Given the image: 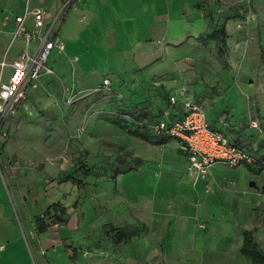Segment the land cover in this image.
<instances>
[{
	"label": "rangeland",
	"instance_id": "obj_1",
	"mask_svg": "<svg viewBox=\"0 0 264 264\" xmlns=\"http://www.w3.org/2000/svg\"><path fill=\"white\" fill-rule=\"evenodd\" d=\"M118 2L92 0L77 11L70 0L61 26L68 47L48 61L61 74L55 90L20 125L13 116L3 125L0 264H210L211 257L252 264L241 249L246 229L264 249V169L217 164L207 194L206 181L191 174L202 205L192 200L181 155L140 145L114 120L130 121L124 113L139 103L164 116L177 92L201 102L213 128L264 159V133L250 125L255 117L264 125V0ZM234 12L229 32L246 26L249 35L241 49L239 38L221 52L212 34ZM166 40H181V62L161 52L150 60L146 50L159 51ZM106 78L110 86L98 90ZM186 190L182 207L173 196ZM177 218L186 219L183 228ZM229 245L235 252L225 253Z\"/></svg>",
	"mask_w": 264,
	"mask_h": 264
},
{
	"label": "built area",
	"instance_id": "obj_2",
	"mask_svg": "<svg viewBox=\"0 0 264 264\" xmlns=\"http://www.w3.org/2000/svg\"><path fill=\"white\" fill-rule=\"evenodd\" d=\"M69 6L70 1L66 2L49 22V10L46 6L27 8L23 14L7 17L8 20L13 17L16 22L12 43L23 37L25 48L17 57L11 60L5 57L0 61V135H7L3 131V125L9 117L18 113L28 98L29 90L39 86V80L44 74L56 73L48 61L55 49L59 53L66 51V42L60 33ZM30 18L33 19V26L29 28L26 23ZM34 42L36 49L32 50ZM6 69H9L7 75ZM110 84L111 80L106 78L98 90L107 88ZM171 102L176 104L177 96H172ZM184 107L186 113L181 119L170 122L162 118L147 127L155 134H168L184 141L183 149L189 160L188 170L197 180L206 178L216 164L236 167L247 163L264 169V159L255 157L245 147L230 140L222 130L211 126L207 110L202 103L187 98L184 100ZM250 125L264 133L259 118H252ZM201 226L205 227V224L201 223Z\"/></svg>",
	"mask_w": 264,
	"mask_h": 264
},
{
	"label": "crops",
	"instance_id": "obj_3",
	"mask_svg": "<svg viewBox=\"0 0 264 264\" xmlns=\"http://www.w3.org/2000/svg\"><path fill=\"white\" fill-rule=\"evenodd\" d=\"M68 1H70V0H0V61L3 60L5 57H7L8 60H11V59L17 57L18 54L25 48V42H24L23 37H19L18 39H16V41L14 43H12L13 31L16 27V22H15V19L13 17L10 20H8L7 17L23 14L27 8H34L37 6H46L47 9L49 10V13L47 15V21L49 22L52 19L53 15L56 14L59 11V9ZM101 1H102L103 5L108 6V4H107L108 0H101ZM71 2L74 4L76 10L78 11V10H85L84 7L86 6V4H88L89 5L88 7H90L89 3L90 2L92 3V0H71ZM116 2L120 3V0H116ZM88 10L91 13L95 12V11L91 10L90 8ZM238 15H239V13H238ZM231 20H235V12L232 13V15H230L228 20H226L225 22L223 21L221 23V26L219 25L220 27H226V29L228 31L227 47H228V45L229 46L231 45V43H230L231 40H232V44H235V41L239 40V38L242 40V38L245 39L249 35L246 28H245L246 26L243 29H234L233 32H229V22ZM26 26L29 28L32 27L33 26V19H31V18L28 19ZM62 32H63V30H62ZM61 37L63 38L62 34H61ZM179 38L180 37H173V39H179ZM180 41L181 40H178V41L176 40L175 42H173V41L171 42V41L166 40V44L164 45V48H160L159 51L158 50L155 51L153 49H152V51L146 50L148 52L150 51L149 52L150 56H151L150 60L152 62L157 61L159 58L155 59L153 56L155 54L157 55L158 52H161L163 55V58L165 57L164 59H170L171 60V58H172L175 61V63L181 62L183 60L182 58H176L175 57V55H177L175 53V50H176V48H178V46H179L178 42H180ZM11 43H12V45H11ZM245 44H246V42L242 40L238 44L237 48L240 46L239 49H241L242 46H245ZM180 45H181V42H180ZM67 47L68 46L66 44V48ZM35 49H36V43L34 42V43H32V50H35ZM55 50H57V49H55ZM56 52H58V51H56ZM57 54H61V53L58 52ZM164 59H162V57L160 58V60H164ZM79 60H80L79 57H75V59H73V61H72V65L74 66V68H73L74 73L73 74H75V64ZM62 63H63L62 66L59 67L61 70H63V68L65 67V63L64 62H62ZM154 66L155 65H152L151 67L154 68ZM51 67H53L55 69V71H57V75L44 74L39 80V86L37 88H31L29 90L28 97L30 95H32L33 101H31V100L28 102L25 101V103L20 108L21 111L19 110L21 113L19 112L17 116L16 115L13 116L12 120H13L14 125L15 124L20 125L22 120H24V121L26 120V118L29 114L27 111H33L34 112L36 110L37 106L39 105V104H36V102L41 101V97L46 92V90L49 89L51 92H53L55 90V87L57 84V77L56 76H58L60 73H59V70L57 67H54V66H51ZM165 71L166 70L162 71L163 74L160 73V74H156L155 76H152V78H160L161 76L166 74ZM0 74H1V68H0ZM60 77H62V76H60ZM173 86H175L174 83H173V85L171 84V87H173ZM173 88H176V86ZM170 96L171 97L177 96L178 102L176 104H173L172 102L170 103L168 101L164 116L155 117V116L151 115V113H149L148 112L149 110L147 109L148 104H145V103H141V104L139 103V104L131 107V111L142 109V111H144L147 114L145 117H143V120L146 122H154V121L160 120L162 118H166L170 122L179 120L186 113V109L184 107V100L187 98H191V99H193V98H192V96H186V95H185L186 97H184V95H180L177 92H173L172 95H170ZM42 103L44 104V102H42ZM39 110L42 111V109H39ZM44 110L45 109L43 108V111ZM102 121L103 120L98 119L96 122L100 123ZM122 124H118V125L121 126L122 129H124L125 136L134 137V139H132V140H135V142L139 143L140 145H144V140H146L148 142V144H150L152 146H156L158 148H161L162 150L168 148L171 150L173 155H181L184 158V162H185L182 166L183 167L182 169L184 170L185 174H188V177H186V180H187V183L189 184L188 186H189L190 191H191L190 194H191L192 200L194 198L196 200L199 199L201 201V204L203 205V201H202L203 195L199 192L198 184L194 182V179H193V176L191 175V173H188L189 170L187 171V173L185 172L188 169L186 167L188 165L189 160H188V156H187L186 152L181 150V147H183L184 141L179 137H173V136H170L168 134H164V135L169 136L170 138L164 143H156L152 139L157 134H155L153 132L149 133V131H147L145 128L139 127L138 125H136V123H134L133 119H131L130 121L127 119H122ZM134 125H135V128H134ZM137 129L141 130L142 132L148 133L150 138L145 137V136L140 135V134H135L134 131ZM158 135H162V134H158ZM137 154L138 153H136V155ZM221 165H223V164H221ZM242 165H245V164H242ZM246 165H250V164L246 163ZM223 166H226V165H223ZM239 166H241V165H239ZM239 166H236V167H239ZM254 166H255V168H261L258 165H254ZM232 168H234V167H232ZM180 169H181V167L180 168H173L174 171H179ZM132 172L133 171H131V173ZM202 179L206 181V183H204V185L206 187L205 194H207L212 189V183L211 182L217 180L215 175H214L213 168H212L210 174L206 178H202ZM189 196L190 195H188V192L186 190V191H181L179 196H177V193H176L173 197L176 200L179 199L180 200L179 203L183 207V205L186 206L185 201H189ZM185 220L186 219L183 220V218H180V219L177 218L176 221H177L178 228L184 227L183 225L185 223ZM143 221L148 222V220H146V221L143 220ZM210 224L212 225L209 229L210 233L212 234V232H213V235L216 236L215 232L217 231V224L216 223H210ZM195 227L198 231L199 230L201 231V229L199 227H197L196 222H195ZM208 228H209V226H207L206 229H208ZM24 247H25V245H24ZM216 247H219V246H216ZM1 249H5L4 244H2ZM228 249L229 250H227L225 253L231 254V253L235 252V248H234V250H232V247H230V245L228 246ZM212 252L214 253V250ZM220 252H218L217 254H219ZM211 258L213 259V261H211L212 263H210V264H220L217 261L218 257H211Z\"/></svg>",
	"mask_w": 264,
	"mask_h": 264
},
{
	"label": "trees",
	"instance_id": "obj_4",
	"mask_svg": "<svg viewBox=\"0 0 264 264\" xmlns=\"http://www.w3.org/2000/svg\"><path fill=\"white\" fill-rule=\"evenodd\" d=\"M212 36L215 37V39H217L219 50L221 52H225V50L227 48V44H228V31H227L226 27L217 28L216 30H214ZM167 99L171 103V96L167 97ZM127 115L132 117L130 119H133L134 123H136V125H138L141 128L142 127L145 128L147 131H149V133L151 132V130L147 127V125L152 123V122H146L143 120V117H145L147 114L144 111H142V109L124 113V116H127ZM123 119H125V118H123ZM114 121L117 122L118 124H122V119L116 118ZM142 123H145V125ZM262 125H263V123H262ZM263 127H264V125H263ZM134 133L150 138L148 133L142 132L139 129L135 130ZM169 138L170 137L167 135H164V134L158 135L157 134L153 139L152 138L151 139L156 143H164ZM235 143L240 145L237 141ZM242 147H244V146H242ZM250 165L254 166L256 164H250ZM65 211H66L65 208L62 209L61 215ZM244 235H245V241H244V244H243L242 249H241L242 253L244 255H246L251 260L252 264H264V249L260 245L259 241L256 239L253 231L246 229L244 231ZM118 237H119L121 243L127 242L130 239L126 229H122V228L118 229Z\"/></svg>",
	"mask_w": 264,
	"mask_h": 264
},
{
	"label": "water",
	"instance_id": "obj_5",
	"mask_svg": "<svg viewBox=\"0 0 264 264\" xmlns=\"http://www.w3.org/2000/svg\"><path fill=\"white\" fill-rule=\"evenodd\" d=\"M251 185H252V186H256L257 184H256V182H252ZM263 190H264V185H263Z\"/></svg>",
	"mask_w": 264,
	"mask_h": 264
}]
</instances>
